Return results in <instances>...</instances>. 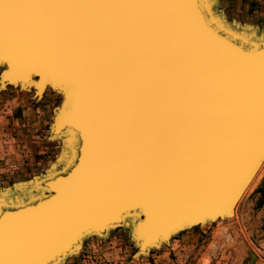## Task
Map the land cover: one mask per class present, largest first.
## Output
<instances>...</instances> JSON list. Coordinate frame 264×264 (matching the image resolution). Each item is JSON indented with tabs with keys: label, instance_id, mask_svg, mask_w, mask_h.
Segmentation results:
<instances>
[{
	"label": "bare ground",
	"instance_id": "1",
	"mask_svg": "<svg viewBox=\"0 0 264 264\" xmlns=\"http://www.w3.org/2000/svg\"><path fill=\"white\" fill-rule=\"evenodd\" d=\"M196 6L201 22L228 40V47L243 54L264 44L258 34L245 37L246 30L229 25L220 13L216 16L212 0H197ZM151 10L150 0H0V90L32 92L38 101L49 92L59 94L62 101L55 109L49 137L63 142V165H70L76 146L82 154L76 179L74 175L64 179L63 166L54 167L49 176L34 182L35 192L15 197L17 201L22 196V202L0 204L4 207L0 209V264H61L90 235L106 237L112 230L133 225L135 229L141 211L149 207L148 223L141 224L134 237L138 254L146 256L152 248L169 244L179 231L233 218L256 181L264 166V135L242 164L222 161L228 152L221 151L220 142L205 156L192 157L191 169L196 188L210 175L207 181H211L216 172L213 181L223 178L219 188L208 185L194 197L196 201L183 203L172 213L161 211L181 200V191H189L184 187L188 175L177 185L184 166L161 164L143 154L152 149L149 155L156 156L161 145L181 130L178 122L192 111L193 103L177 92L168 91L173 100L166 89L158 93L169 79L164 73L168 58L145 40ZM210 37L220 44L217 36ZM156 55L164 80L151 70ZM184 55L183 67L204 69L205 61L199 56ZM177 71V75L184 72ZM200 76V81L209 79ZM248 95L250 99L256 94ZM249 109L248 101L243 122L251 121ZM226 116L223 113L221 118L225 121ZM262 120L264 128V115ZM234 165L233 177L227 170ZM59 174L62 178L57 180ZM134 174L141 175L139 179L149 174L151 180L140 181ZM58 190L56 197L47 198ZM37 227L43 233L40 238ZM35 239L41 246L26 251L23 244Z\"/></svg>",
	"mask_w": 264,
	"mask_h": 264
},
{
	"label": "water",
	"instance_id": "2",
	"mask_svg": "<svg viewBox=\"0 0 264 264\" xmlns=\"http://www.w3.org/2000/svg\"><path fill=\"white\" fill-rule=\"evenodd\" d=\"M196 4L197 0H150L153 14L150 13L149 15L150 18L152 17V23H148L147 39H145L152 50H160L162 58L164 54L168 58L167 69L164 73L169 78L168 82L165 83L170 84L168 86L171 90L167 89L168 86H165L164 83L158 93L161 94L162 91L167 90L166 96L173 100L171 93L168 91L177 92L180 96H184V99H188L191 104L193 103L192 111L187 117L181 119L180 123L178 122L182 127L181 130L161 145V149L154 154L156 156L149 155L153 152H148V150L152 149H147L143 154V158L155 160L161 164L176 163L185 167L181 168L183 172L177 177V185H180V182L188 175L184 187L189 191H179L182 193L178 196L182 198L181 200L178 199L173 205L162 207L161 211L170 210V213L174 212V209H179L177 207H182L188 201L191 203L194 197H199L207 190L208 185L213 190H217L220 182L223 181V178L220 177H218V181H213L216 172L211 181H207L210 175L206 181L201 182L199 188H196V174L191 170L194 167L192 157L197 159L203 157L204 154L209 153L211 146L221 142V151L228 152L222 161H239L238 163L242 161V163H245L244 160L252 155L264 135V128H262L264 115V44L256 45L253 42L252 44L256 45L253 47V51L243 54L230 45L228 47L226 45L228 40L223 39L224 37H218L219 33L201 22L202 17L197 11ZM159 12L162 13L160 16L157 14ZM210 35L217 36L219 38L217 41L220 44H217L216 40L212 39ZM190 47L192 50H190ZM184 52L189 55L195 54L203 62L205 61L204 69L183 67L182 62L185 61L186 56ZM159 58L157 55L156 59L153 58L155 62L151 70L161 80H164L163 71L156 67L157 64L160 65L158 63ZM178 68H182L185 72L181 73L182 76L176 74ZM202 73L203 76H209V79L204 80L203 77V81H200ZM256 87L258 91L254 93ZM248 94H251V96L256 95L249 99ZM248 101L251 103V109H249L251 121L243 122L244 120L241 118L245 114L243 113V107L245 104L248 105ZM67 111L68 109H65L59 115V121ZM223 113L227 115L225 121L221 118ZM227 121L230 123L228 124ZM187 154L190 158L186 157ZM81 156L82 154L78 152L76 146L70 165L66 162L61 167V174L65 175L64 179L72 177L76 169L80 168ZM144 164H147V162ZM236 168L237 166L234 165L232 171L225 169L227 174L232 173L233 176ZM74 176L73 179H76L79 174ZM140 176L134 174L136 179H139ZM55 178L59 180L62 177L59 174ZM141 178L139 180L144 182L151 180L149 174H143ZM126 185H131V183ZM223 186L220 187L218 193ZM34 188H36V183ZM58 192L59 190L51 192L47 198L56 197ZM0 209L3 210L4 207L0 205ZM151 213L152 210L149 207L143 208L142 215L140 214L142 217L136 220L135 229H133L134 225L133 227L130 226L133 238H137L139 226L148 223ZM36 232L37 238L43 235L38 227ZM23 246L26 247V251L31 252L41 244L35 239L32 243H25Z\"/></svg>",
	"mask_w": 264,
	"mask_h": 264
},
{
	"label": "rangeland",
	"instance_id": "3",
	"mask_svg": "<svg viewBox=\"0 0 264 264\" xmlns=\"http://www.w3.org/2000/svg\"><path fill=\"white\" fill-rule=\"evenodd\" d=\"M212 3L216 16L220 13L229 25L246 30L245 37L254 32L264 41V0ZM61 101L54 92L38 101L32 92L0 90V204L22 202V196L15 197L24 191L31 195L37 179L63 166V142L49 137ZM263 184L264 166L233 218L179 231L149 255L138 254L127 226L106 237L88 236L61 264H264V204L258 193Z\"/></svg>",
	"mask_w": 264,
	"mask_h": 264
},
{
	"label": "trees",
	"instance_id": "4",
	"mask_svg": "<svg viewBox=\"0 0 264 264\" xmlns=\"http://www.w3.org/2000/svg\"><path fill=\"white\" fill-rule=\"evenodd\" d=\"M258 193L261 195L260 203L264 204V184L261 186V188L259 189Z\"/></svg>",
	"mask_w": 264,
	"mask_h": 264
}]
</instances>
